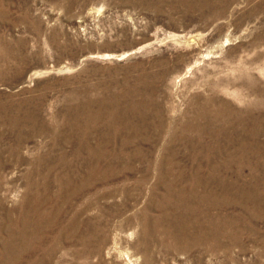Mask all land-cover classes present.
I'll return each instance as SVG.
<instances>
[{"label": "rangeland", "instance_id": "rangeland-1", "mask_svg": "<svg viewBox=\"0 0 264 264\" xmlns=\"http://www.w3.org/2000/svg\"><path fill=\"white\" fill-rule=\"evenodd\" d=\"M6 111L0 264H107L89 231L102 258L264 264V0H0ZM167 183L197 185L210 232L171 236Z\"/></svg>", "mask_w": 264, "mask_h": 264}, {"label": "bare ground", "instance_id": "bare-ground-1", "mask_svg": "<svg viewBox=\"0 0 264 264\" xmlns=\"http://www.w3.org/2000/svg\"><path fill=\"white\" fill-rule=\"evenodd\" d=\"M29 111V110H28ZM12 113H8L7 111L4 113V114H0V124L1 126H5V127H9L10 129L11 128H15V127H18V125H21V117H18L15 115V113H13V111H11ZM101 114V113H100ZM27 119V118H26ZM113 124V123H112ZM21 127V126H20ZM115 128V127H114ZM110 129V128H109ZM21 131V130H20ZM107 131V130H106ZM19 132V131H18ZM2 135V134H1ZM118 139V138H117ZM120 141V140H119ZM20 139L18 138L17 141H16V145H19L20 144ZM121 142V141H120ZM122 142H125V141H122ZM114 144V143H113ZM9 151H11L12 154H15L17 149L16 148H11ZM3 169V164H1L0 162V171ZM179 183V182H178ZM180 184V183H179ZM192 190H196L197 188V185H195V183H192ZM167 186H169V190L166 192V197L167 199H172L171 197L176 195L175 197H177V200H175V209L178 208V210H180L182 212V215L184 216H188L189 219H185V221H183L182 223L180 222H177V220L173 217H175L172 213L173 216L169 217L172 219V223L170 225V227H172V230H174L175 232L178 233V235H176L175 233H171V236L174 238V239H183V238H190L192 239L193 236H195V233L200 230V229H204L206 232H210L208 230H206V228H204V226L202 225L203 222H201V214L203 213H196L195 210H198L199 211V204L197 205L196 203V199L194 197H196L193 193H192V190L191 188H189V191L187 192H184L183 189H181V187L179 188L178 191H174V190H171V188L173 187V184L172 183H167ZM177 186V185H176ZM183 186V185H182ZM178 192V193H177ZM189 192V193H188ZM228 194V193H227ZM222 197V196H221ZM224 197V196H223ZM222 197V199H223ZM174 198V197H173ZM233 199V198H232ZM201 201V199H199ZM203 202V201H202ZM229 202V201H228ZM205 204V202H204ZM214 205V204H213ZM166 207V206H165ZM204 208V207H203ZM206 208V207H205ZM164 209V208H163ZM203 211V210H202ZM201 212V211H200ZM31 214V213H30ZM206 215V214H205ZM170 216V215H169ZM29 222L25 223V226H24V233L21 232V230L19 231V235L21 236L19 239V242H16L15 244L18 245V247L16 248L18 250V252L22 254V252H25V253H29L30 251H33L36 249L39 248L41 242H40V239L42 237V231L41 230H36L35 233H31L30 231H28L29 229V226L31 225V221L34 220V218L29 215ZM179 217V216H178ZM183 217V216H182ZM181 217V218H182ZM162 218V217H161ZM167 218V217H166ZM185 218V217H184ZM214 218V216H213ZM183 219V218H182ZM204 220V219H203ZM149 221V220H148ZM207 221H208V227H213L212 223H216V221L214 219H212L210 216L207 217ZM160 222V220H159ZM33 223V222H32ZM149 223V222H148ZM162 223V222H161ZM158 224V223H157ZM145 226V232L146 230H148V228L146 227L147 224L145 223L144 224ZM159 225V224H158ZM160 226V225H159ZM221 227L220 225L217 224L216 227ZM153 227V226H152ZM158 227V226H157ZM56 232L58 231H62L63 229H59V227L56 226ZM187 228V230L185 229ZM45 229H48V230H52L50 228H45ZM43 229V230H45ZM215 229V228H214ZM218 229V228H217ZM30 230V229H29ZM68 230V229H67ZM71 230V229H70ZM69 230V231H70ZM81 230V228H80ZM79 230V231H80ZM165 230V229H164ZM32 231V229H31ZM34 231V230H33ZM65 231V230H63ZM76 231V229H75ZM87 231V230H86ZM163 231V229H162ZM219 231V230H218ZM18 232V230H17ZM31 233V234H28ZM72 232V231H71ZM167 232V231H166ZM170 232V230H169ZM79 232H72V234H74L75 238H77V240L79 242H81V246H83V249L80 250L84 256L88 255L89 253L92 252V247H93V250L95 251L96 253V256H97V259L99 261H105L107 264H112L114 262V260H112V257L115 255H117V257L121 254L122 257L120 260H122V263L123 264H141L140 261H137L138 260V257H134V254L131 253V251H127V250H124L123 248H106L107 249V252L105 253L104 257L102 258V251H103V248L101 246H99L98 244H94L95 240L93 237V239L91 238V236L93 235V232H90L89 231V235H85L83 237H79L77 236ZM83 233V232H82ZM85 233V232H84ZM209 234L210 236V233H207V235ZM151 235V234H150ZM149 236V235H148ZM168 236H170V234H168ZM202 235L200 234V237ZM40 237V238H39ZM62 237V235H60L59 237L57 236V238H55L56 240H60ZM39 238V239H38ZM74 238V239H75ZM115 238V237H114ZM197 241H201V240H198L196 239ZM206 240V239H205ZM42 241V240H41ZM12 242V241H11ZM114 249V250H113ZM113 251V252H112ZM147 258L149 260H151V257H149L148 255H146ZM141 257V256H140ZM102 258V259H101ZM107 261H106V260ZM141 259V258H140ZM148 260V261H149Z\"/></svg>", "mask_w": 264, "mask_h": 264}]
</instances>
